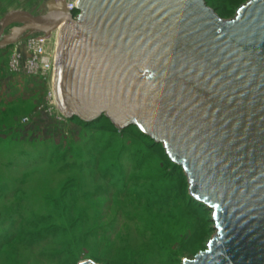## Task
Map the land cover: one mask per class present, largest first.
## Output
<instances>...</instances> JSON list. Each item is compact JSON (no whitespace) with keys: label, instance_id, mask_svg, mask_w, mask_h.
Here are the masks:
<instances>
[{"label":"water","instance_id":"1","mask_svg":"<svg viewBox=\"0 0 264 264\" xmlns=\"http://www.w3.org/2000/svg\"><path fill=\"white\" fill-rule=\"evenodd\" d=\"M45 6L41 17L0 19V48L57 31L63 116H103L163 145L191 199L213 213L216 235L183 264H264V0L227 21L205 0H78L76 19L59 0Z\"/></svg>","mask_w":264,"mask_h":264},{"label":"rangeland","instance_id":"2","mask_svg":"<svg viewBox=\"0 0 264 264\" xmlns=\"http://www.w3.org/2000/svg\"><path fill=\"white\" fill-rule=\"evenodd\" d=\"M47 1L0 0V19L44 16ZM248 1L205 0L224 21ZM22 45L0 48V264H183L206 251L213 213L163 145L103 116L63 117L45 74L8 70Z\"/></svg>","mask_w":264,"mask_h":264},{"label":"built area","instance_id":"3","mask_svg":"<svg viewBox=\"0 0 264 264\" xmlns=\"http://www.w3.org/2000/svg\"><path fill=\"white\" fill-rule=\"evenodd\" d=\"M63 5L65 11L76 19L78 12H75L78 0H59ZM57 39V35L53 32L49 38L45 37L43 33L32 32L27 36L19 38L16 44L23 43L22 48L18 50L15 47L13 53L8 59V70L15 74H26L30 76L39 77L43 74L47 76L52 82L55 52L50 49V43ZM52 96V91H51Z\"/></svg>","mask_w":264,"mask_h":264},{"label":"bare ground","instance_id":"4","mask_svg":"<svg viewBox=\"0 0 264 264\" xmlns=\"http://www.w3.org/2000/svg\"><path fill=\"white\" fill-rule=\"evenodd\" d=\"M55 35H57V31H55ZM56 42H57V39L55 40V43H54V45H55V47H54V52H55V50H56ZM51 88H52V82H51ZM51 91H52V90H51ZM52 98H53V102H54V104H55L56 109H57L58 112L63 116V114H62L61 111L59 110L58 106L56 105V102H55V99H54V96H53V92H52ZM63 117H64V116H63Z\"/></svg>","mask_w":264,"mask_h":264},{"label":"crops","instance_id":"5","mask_svg":"<svg viewBox=\"0 0 264 264\" xmlns=\"http://www.w3.org/2000/svg\"><path fill=\"white\" fill-rule=\"evenodd\" d=\"M8 80V79H7ZM8 83V82H7ZM8 85H11V82L9 81V84Z\"/></svg>","mask_w":264,"mask_h":264}]
</instances>
